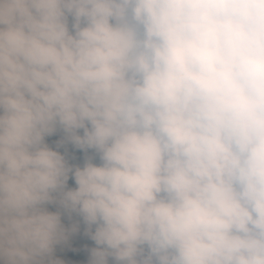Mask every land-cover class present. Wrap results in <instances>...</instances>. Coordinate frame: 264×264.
Returning <instances> with one entry per match:
<instances>
[{
	"label": "clouds",
	"instance_id": "clouds-1",
	"mask_svg": "<svg viewBox=\"0 0 264 264\" xmlns=\"http://www.w3.org/2000/svg\"><path fill=\"white\" fill-rule=\"evenodd\" d=\"M0 264H264V0H0Z\"/></svg>",
	"mask_w": 264,
	"mask_h": 264
},
{
	"label": "trees",
	"instance_id": "trees-1",
	"mask_svg": "<svg viewBox=\"0 0 264 264\" xmlns=\"http://www.w3.org/2000/svg\"><path fill=\"white\" fill-rule=\"evenodd\" d=\"M59 139V135H56V136H53L51 137L49 140H47V142L50 144V146H53L55 147V141ZM62 152L64 151L63 148L60 149ZM82 153L79 152V150H75L73 151L72 148H71V145H68V157L70 159V162H74V163H79V162H82ZM69 186L70 187H74V183L73 181L71 180V178L69 179ZM73 219H77L76 217H73ZM64 222L67 224V223H70L71 221H69L67 218L64 219ZM80 240L82 242L85 243L86 247L87 248H90L92 246H94L93 244H90L88 242V238L86 236L83 235V225H81V230L79 233L73 235L71 238H70V242L72 243V245H70V248L67 250V252H70L72 251L73 249H76V244L74 241H77L78 243L80 242Z\"/></svg>",
	"mask_w": 264,
	"mask_h": 264
},
{
	"label": "rangeland",
	"instance_id": "rangeland-1",
	"mask_svg": "<svg viewBox=\"0 0 264 264\" xmlns=\"http://www.w3.org/2000/svg\"><path fill=\"white\" fill-rule=\"evenodd\" d=\"M68 245L70 248V244H68ZM57 252H58V249H56L55 253H57ZM68 253L71 254V251ZM75 254H76L77 260H80V262H84L83 259H87V257L85 255H88V252L85 249L78 247L75 251Z\"/></svg>",
	"mask_w": 264,
	"mask_h": 264
}]
</instances>
